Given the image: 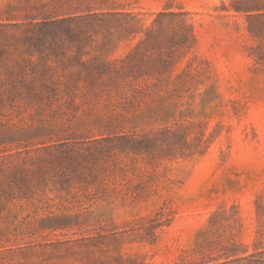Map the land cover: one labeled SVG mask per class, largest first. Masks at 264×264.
Segmentation results:
<instances>
[{
  "label": "rangeland",
  "instance_id": "rangeland-1",
  "mask_svg": "<svg viewBox=\"0 0 264 264\" xmlns=\"http://www.w3.org/2000/svg\"><path fill=\"white\" fill-rule=\"evenodd\" d=\"M0 264H264V0H0Z\"/></svg>",
  "mask_w": 264,
  "mask_h": 264
},
{
  "label": "trees",
  "instance_id": "trees-1",
  "mask_svg": "<svg viewBox=\"0 0 264 264\" xmlns=\"http://www.w3.org/2000/svg\"><path fill=\"white\" fill-rule=\"evenodd\" d=\"M71 21L70 20H62L60 22H56V21H48L45 22L43 25L46 28H50L53 30H63L62 32H60V35L56 41V38H54V43L51 44V46H57V43H66V44H72L74 42V34L71 30Z\"/></svg>",
  "mask_w": 264,
  "mask_h": 264
}]
</instances>
